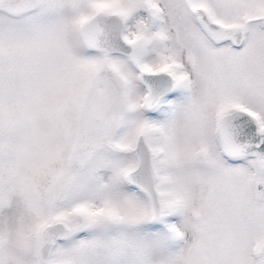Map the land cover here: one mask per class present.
Returning <instances> with one entry per match:
<instances>
[{
	"label": "snow or ice",
	"instance_id": "1",
	"mask_svg": "<svg viewBox=\"0 0 264 264\" xmlns=\"http://www.w3.org/2000/svg\"><path fill=\"white\" fill-rule=\"evenodd\" d=\"M0 264H264V0H0Z\"/></svg>",
	"mask_w": 264,
	"mask_h": 264
}]
</instances>
